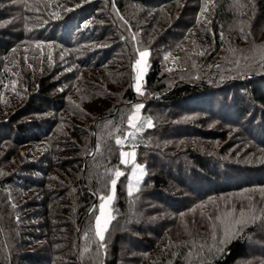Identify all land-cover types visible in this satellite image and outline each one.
Instances as JSON below:
<instances>
[{"label": "trees", "instance_id": "obj_1", "mask_svg": "<svg viewBox=\"0 0 264 264\" xmlns=\"http://www.w3.org/2000/svg\"><path fill=\"white\" fill-rule=\"evenodd\" d=\"M105 1L134 47L121 90L88 116L73 100L84 97L79 83L107 90L99 72L118 42L112 23H97L104 0H0V264L264 257V0ZM136 103L153 126L128 145L145 167L129 195L132 165L116 141ZM117 170L101 241L97 205ZM65 229L74 240L62 247Z\"/></svg>", "mask_w": 264, "mask_h": 264}, {"label": "rangeland", "instance_id": "obj_2", "mask_svg": "<svg viewBox=\"0 0 264 264\" xmlns=\"http://www.w3.org/2000/svg\"><path fill=\"white\" fill-rule=\"evenodd\" d=\"M103 4L104 5L101 6L102 12L100 13V15L103 17L101 19H99L97 23H102V24L112 23L113 26L115 27L113 29L111 28L113 39L117 40L118 42L114 43V46H113L115 52H113L112 62H110L106 68L102 69V71L99 72V74L103 78L102 82H104V84L106 85L105 87L108 91L99 85H97L100 88V90L98 89V93L94 92V90L85 91V89L82 88L81 83H79V86L82 89L81 93L84 97H82V96L75 97L73 100L76 101V106L79 105V107H80V108L78 107L80 110L79 112H81L82 114L83 113L87 114L88 116L91 115V113H93V111L97 107L96 105H99V103H104L103 102L104 98H103L102 94H104L106 96H108L110 94L112 96L121 90L120 88L122 87V84L124 83V80L121 77V75H123L126 78V72L128 69V61H130V58L132 56V52H131L132 47H134L131 44V37H127V30L125 32V30H124L125 28H123V26H124L123 22L119 23V22H117L118 20L117 21L114 20V16H113L114 13H113V9H112L111 4L109 3L107 5L105 0H104ZM107 16H109V20H107V18H106ZM107 25H110V24H107ZM101 28H103V26ZM104 30L106 33V29H104ZM261 33H262V36L264 37V29L261 31ZM106 35L108 36L109 34H106ZM113 42L114 41H111V43H113ZM141 51H148L150 53V50L148 48H144V49L140 50L139 52H141ZM139 52H138L136 60L140 59ZM149 57H150V54L146 59V63L141 64V66H140L143 69L141 78L139 80L140 92L143 91L146 72L148 71V68H149ZM135 62L133 63L132 74H133V84H134V88L136 90V84H137L136 76L138 75V72H137L136 68L134 67ZM93 70H95V69H93ZM91 73L94 74L95 71L91 72ZM87 76H89V75H87ZM117 77H120V80H121L120 83H119ZM91 81L93 82L94 80H91ZM77 82L78 81H76L74 83V85ZM99 91L101 93L100 96H98ZM96 96L100 97V98L97 99ZM105 104H106V102H105ZM136 105H143V104L142 103L134 104L133 110H132L129 118L131 116H133V114H135L136 116L139 117V119L136 121L137 128H132L130 126V129L126 132L125 136L120 138L121 145H123V148L121 151V161L123 162L125 159H127L128 163L126 165H132V169L130 171V176H129V180H128V184H127L128 192H129V185H131V187L133 189L132 193H134L138 189L139 184L141 183V181L144 177V174H145V167H144V165H142L138 161L137 149L134 146L129 147L128 145H129L130 141H134L135 139H137L138 136L141 134V132L144 129L148 128L147 121L148 120L152 121L151 116L143 111V107L137 113L136 109H135ZM101 107L103 108L104 106L101 105ZM152 124H153V122H152ZM129 133H131L132 135H129ZM122 153H135V157H134V159L132 156L125 157V156H122ZM137 166H139V167H137ZM117 171H120V170H117ZM137 178H139V179H137ZM113 179L118 180V178L116 176H114ZM110 195L113 196V199L107 203L106 214H108L112 217V203H113L114 198H115V189L113 190L112 184H111L110 192L107 196H110ZM107 196H105V197H107ZM227 201H228V199L223 200V202H221V204H224V206H229V207H227V209H229V208H231L230 206L232 205V203L225 204ZM101 203H102V201L100 199L98 202V205H97L96 216L100 215V204ZM24 219L26 222H29L26 226H28V230H31L29 227L34 224L32 221V213L26 214ZM111 220H110V222H111ZM105 234H106V232H105ZM59 235H60L59 237L61 240V246L62 247H66L67 245H69L74 240L73 236L66 229L63 230L62 232H60ZM104 238H105V235H104ZM7 242L9 243V240H7ZM17 259L19 261L20 260L22 261L25 259V257H23L21 255V253H19ZM243 263L244 264H264V257H262V256H259V258L258 257H252Z\"/></svg>", "mask_w": 264, "mask_h": 264}, {"label": "snow or ice", "instance_id": "obj_3", "mask_svg": "<svg viewBox=\"0 0 264 264\" xmlns=\"http://www.w3.org/2000/svg\"><path fill=\"white\" fill-rule=\"evenodd\" d=\"M77 7H79V5H77ZM72 9H65V11H71ZM57 18H59V14H54ZM87 26V25H86ZM37 47H40L39 44L36 45ZM149 52L148 51H141L139 52V57L140 59L136 60L135 62V65L134 67L136 68L137 72H138V75L136 76V80H137V84H136V91L139 93L140 92V84H139V80L141 78V75H142V72H143V69L140 67L141 64H144L146 63V59L147 57L149 56ZM167 58V57H166ZM143 107V105H136L135 106V109H136V112L138 113L140 111V109ZM139 119L138 116H136L135 114H133V116H131L129 119H128V123L129 125L132 127V128H137V123L136 121ZM147 126L148 127H152L153 124H152V121L151 120H148L147 121ZM129 135H132L131 133H129ZM117 144H121V140L120 139H117L116 141ZM122 156H132L133 159L135 157V153H122ZM123 163L127 164L128 163V160L125 159L123 161ZM139 167V166H137ZM124 173L123 172H120V171H116L115 173V176L117 178H119L120 176H123ZM139 179V178H137ZM116 183H117V179H113L111 181V184H112V188L113 190L115 189V186H116ZM132 192H133V189L131 187V185H129V195H132ZM101 201L102 203L100 204V215L96 216L95 218V234L96 236L99 237V239L101 241L104 240V235H105V232L107 231L108 229V225L110 223V220L112 219V217L108 214H106V206H107V203L110 202L112 199H113V196H101ZM241 215L243 216V213H241ZM245 221L244 220H238L236 223L237 224H243Z\"/></svg>", "mask_w": 264, "mask_h": 264}]
</instances>
